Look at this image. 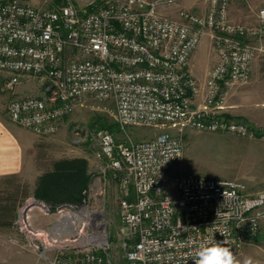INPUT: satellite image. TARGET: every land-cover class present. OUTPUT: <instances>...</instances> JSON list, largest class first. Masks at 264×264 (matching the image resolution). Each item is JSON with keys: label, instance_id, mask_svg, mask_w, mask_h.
Segmentation results:
<instances>
[{"label": "built area", "instance_id": "obj_1", "mask_svg": "<svg viewBox=\"0 0 264 264\" xmlns=\"http://www.w3.org/2000/svg\"><path fill=\"white\" fill-rule=\"evenodd\" d=\"M173 5L175 15L162 12ZM255 18L254 26L232 21L229 0H208L202 15L181 0H87L82 7L64 0L52 9L0 1V89L12 95L6 105L11 122L48 136L86 96L114 104L123 139L106 130L89 134L100 162L90 174L96 190L91 200L116 182L127 264H193L206 240L233 250L258 233L264 190L250 192L242 181L194 173L173 182L181 138L163 132L134 139L126 131L171 123L181 134L190 127L252 135L245 123L227 118L226 101L233 85L251 80L253 61L264 58V7ZM203 35L216 58L201 92L189 60ZM29 77L41 81L40 95L18 96L17 87ZM90 205L59 210H68L61 214L66 216L86 208L77 220L81 232L58 229L77 243L79 264H101L109 249L101 211ZM54 242L51 236L48 244Z\"/></svg>", "mask_w": 264, "mask_h": 264}, {"label": "rangeland", "instance_id": "obj_2", "mask_svg": "<svg viewBox=\"0 0 264 264\" xmlns=\"http://www.w3.org/2000/svg\"><path fill=\"white\" fill-rule=\"evenodd\" d=\"M17 1L52 9L59 7L64 0ZM73 1L78 7H82L87 0ZM181 6L202 15L208 8V0H181ZM261 7H264V0H229V16L234 22L254 26L255 13ZM176 10L177 6L173 5L162 12L172 16ZM215 58L209 37L203 35L189 60V70L196 78L201 92L207 72L214 64ZM262 66L264 58H256L251 68V80L246 84L233 85L227 96L228 99L232 95V103H236L242 113L232 114V117L229 113L227 118L245 123L252 135L242 136L228 131H208L190 127L184 128L181 134L178 125L171 123L152 127L128 126L127 134L134 139H149L166 132L181 138L182 157L170 170L173 182L182 174L194 173L204 177L242 181L250 192L264 190ZM3 81L0 75V87ZM23 91V94L18 96H39L41 81L33 77L23 80ZM11 97L8 92L0 89V114L8 121L10 120L6 114V105ZM98 130L109 131L117 140H122L124 136L116 122L113 102L86 96L63 117L59 129L54 134L39 136L41 175L37 179H31L26 174L0 176V264H79L80 261L76 257L80 255V248L77 243L66 240L68 236L58 235L54 226L62 225L64 217L61 214L68 210L61 213L59 210L65 205L86 203L94 204L95 206H90L101 211L104 232L109 240V249L101 264H127L124 251L129 243L117 214V200L120 195L116 182L110 183L105 188V195L98 196L95 200H91L94 198L93 191L96 190L90 183V178L80 192L79 199L75 196L74 200L55 203L45 202L35 196L39 178L52 172L57 162L82 160L85 162L86 176L96 173V165H100V162L94 158L95 148L89 134ZM37 201L47 204L50 212L43 211ZM23 217L27 226L22 224ZM51 236L55 240L53 245L48 244ZM232 252L241 264L246 258L250 259L252 264H264V217L258 233Z\"/></svg>", "mask_w": 264, "mask_h": 264}, {"label": "crops", "instance_id": "obj_3", "mask_svg": "<svg viewBox=\"0 0 264 264\" xmlns=\"http://www.w3.org/2000/svg\"><path fill=\"white\" fill-rule=\"evenodd\" d=\"M264 67V66H262ZM23 82L17 87V94H23ZM227 99L226 116L239 115L241 109ZM229 102V103H228ZM230 113V114H229ZM27 175L37 179L40 170V138L32 131L8 121L0 114V176Z\"/></svg>", "mask_w": 264, "mask_h": 264}, {"label": "trees", "instance_id": "obj_4", "mask_svg": "<svg viewBox=\"0 0 264 264\" xmlns=\"http://www.w3.org/2000/svg\"><path fill=\"white\" fill-rule=\"evenodd\" d=\"M89 178V175H85L84 161L66 160L57 162L52 172L39 178L35 196L38 199L45 200V202L52 201L55 203L74 200L75 196L79 199V194L86 187Z\"/></svg>", "mask_w": 264, "mask_h": 264}, {"label": "clouds", "instance_id": "obj_5", "mask_svg": "<svg viewBox=\"0 0 264 264\" xmlns=\"http://www.w3.org/2000/svg\"><path fill=\"white\" fill-rule=\"evenodd\" d=\"M193 264H241L228 247L223 246V242L214 239L203 242L195 253ZM242 264H252L250 259H245Z\"/></svg>", "mask_w": 264, "mask_h": 264}, {"label": "bare ground", "instance_id": "obj_6", "mask_svg": "<svg viewBox=\"0 0 264 264\" xmlns=\"http://www.w3.org/2000/svg\"><path fill=\"white\" fill-rule=\"evenodd\" d=\"M86 213V208L85 207H81V210L78 212H74L71 214H68L66 216H63V221H62V225L63 228H66L67 231H69V233H71L73 230H77V232H81V226L78 225L77 226V220L80 219L84 214ZM58 224H55L54 229L58 230L59 228H61V226H57ZM57 226V229H56ZM78 234V233H77Z\"/></svg>", "mask_w": 264, "mask_h": 264}]
</instances>
